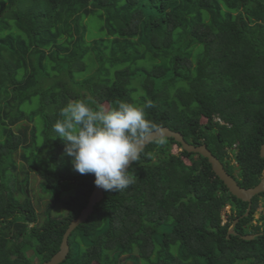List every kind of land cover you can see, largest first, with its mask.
Here are the masks:
<instances>
[{"label":"trees","instance_id":"16d2710c","mask_svg":"<svg viewBox=\"0 0 264 264\" xmlns=\"http://www.w3.org/2000/svg\"><path fill=\"white\" fill-rule=\"evenodd\" d=\"M75 100L151 101L157 128L204 143L239 185H256L264 0H0V264L50 259L87 204L94 174L75 171L52 138ZM156 141L129 166L133 185L103 191L59 264H264V213L251 223L264 192L243 216L248 202L207 158Z\"/></svg>","mask_w":264,"mask_h":264},{"label":"clouds","instance_id":"9594fccd","mask_svg":"<svg viewBox=\"0 0 264 264\" xmlns=\"http://www.w3.org/2000/svg\"><path fill=\"white\" fill-rule=\"evenodd\" d=\"M151 101H117L114 107H93L87 100L69 101L58 113L52 131L65 142L64 154L80 174L92 173L106 191H122L135 183L129 166L139 160L142 141L157 125L147 118ZM157 143H163L160 136Z\"/></svg>","mask_w":264,"mask_h":264},{"label":"water","instance_id":"95a60500","mask_svg":"<svg viewBox=\"0 0 264 264\" xmlns=\"http://www.w3.org/2000/svg\"><path fill=\"white\" fill-rule=\"evenodd\" d=\"M160 136L173 138L175 141L179 142L181 147V150H185L187 152H194L202 155L203 157L207 158L208 162L211 165L212 171L214 174L223 182V184L226 186L227 190L234 195L236 198L248 202V207L246 212L243 216H247L249 209H250V203L251 199L262 192H264V175L260 178L259 182L251 187H242L238 184V182L235 180V178L230 175L225 167L223 166L222 162L215 156L210 149L204 144L195 145L192 143H189L185 140L183 137V134L180 131L172 130L167 126H161L156 128L152 135L146 138L142 141V149L149 144L151 141L158 139ZM141 149V150H142ZM259 155L264 158V141L262 142L259 150ZM104 189L97 187L94 185V188L91 192V194L88 197L87 204L81 209L78 216L73 218L70 223L68 224V227L66 228L65 232L63 233L59 250L55 252L50 259L43 261L40 264H59L62 262L68 252H69V244H68V237L70 233L81 223L84 222L87 217L92 213L94 206L97 202H99L103 198ZM239 218H236L233 220L231 225L228 228V234H235L234 232V226L238 222ZM257 234H249V235H242L241 237L244 239H252Z\"/></svg>","mask_w":264,"mask_h":264},{"label":"rangeland","instance_id":"374dc122","mask_svg":"<svg viewBox=\"0 0 264 264\" xmlns=\"http://www.w3.org/2000/svg\"><path fill=\"white\" fill-rule=\"evenodd\" d=\"M32 175H34V174H32ZM263 175H264V173H263ZM262 175V176H263ZM34 178V179H33ZM31 182H32V184H33V190H34V193L35 194H37L38 193V185H37V180H38V176H31ZM48 199V198H47ZM48 201H51L50 199H48ZM261 203V202H260ZM58 207L60 208V207H62V205L61 204H59V205H57V207H55L56 208V211H57V209H58ZM228 208V207H227ZM262 213H264V208H263V206L262 205H258L257 206V208H256V210H255V212H254V214H253V220L251 221V223L252 224H255L256 222H259L260 223V215L262 214Z\"/></svg>","mask_w":264,"mask_h":264},{"label":"flooded vegetation","instance_id":"af4514ba","mask_svg":"<svg viewBox=\"0 0 264 264\" xmlns=\"http://www.w3.org/2000/svg\"><path fill=\"white\" fill-rule=\"evenodd\" d=\"M223 164V163H222ZM223 166H224V164H223ZM226 169V168H225Z\"/></svg>","mask_w":264,"mask_h":264}]
</instances>
